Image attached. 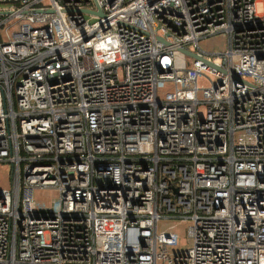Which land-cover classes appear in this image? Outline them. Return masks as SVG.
I'll return each mask as SVG.
<instances>
[{
  "label": "built area",
  "instance_id": "obj_1",
  "mask_svg": "<svg viewBox=\"0 0 264 264\" xmlns=\"http://www.w3.org/2000/svg\"><path fill=\"white\" fill-rule=\"evenodd\" d=\"M3 161L0 264H264V0H0Z\"/></svg>",
  "mask_w": 264,
  "mask_h": 264
},
{
  "label": "rangeland",
  "instance_id": "obj_2",
  "mask_svg": "<svg viewBox=\"0 0 264 264\" xmlns=\"http://www.w3.org/2000/svg\"><path fill=\"white\" fill-rule=\"evenodd\" d=\"M202 46L211 50H222L225 47V38L216 36L202 43ZM237 143L252 141L253 135L251 130L236 133L234 137ZM12 186V167L8 162H0V187L11 188ZM56 197L54 190L51 188H40L34 190V199L38 207L42 210L53 209ZM181 241H183V231L180 229Z\"/></svg>",
  "mask_w": 264,
  "mask_h": 264
},
{
  "label": "water",
  "instance_id": "obj_3",
  "mask_svg": "<svg viewBox=\"0 0 264 264\" xmlns=\"http://www.w3.org/2000/svg\"><path fill=\"white\" fill-rule=\"evenodd\" d=\"M89 12L93 13L92 11H89ZM94 13H96L99 16L102 15L101 11H95ZM157 39H159L160 41H164L161 37H157ZM180 51L187 54V55H190L191 57H194V58L197 57V55L195 53L188 51L187 49L181 48ZM211 65H213V64H211Z\"/></svg>",
  "mask_w": 264,
  "mask_h": 264
}]
</instances>
